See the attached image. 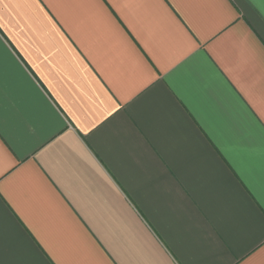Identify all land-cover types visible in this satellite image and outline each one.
Here are the masks:
<instances>
[{"label":"crops","instance_id":"0c3cea01","mask_svg":"<svg viewBox=\"0 0 264 264\" xmlns=\"http://www.w3.org/2000/svg\"><path fill=\"white\" fill-rule=\"evenodd\" d=\"M0 264H264V0H0Z\"/></svg>","mask_w":264,"mask_h":264}]
</instances>
